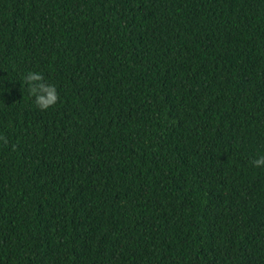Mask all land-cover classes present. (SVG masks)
<instances>
[{
  "label": "trees",
  "instance_id": "obj_1",
  "mask_svg": "<svg viewBox=\"0 0 264 264\" xmlns=\"http://www.w3.org/2000/svg\"><path fill=\"white\" fill-rule=\"evenodd\" d=\"M262 154L264 0H0V264H264Z\"/></svg>",
  "mask_w": 264,
  "mask_h": 264
},
{
  "label": "clouds",
  "instance_id": "obj_2",
  "mask_svg": "<svg viewBox=\"0 0 264 264\" xmlns=\"http://www.w3.org/2000/svg\"><path fill=\"white\" fill-rule=\"evenodd\" d=\"M25 82L30 88L31 94L36 97V104L42 110L54 106L58 101L57 89L54 85L44 83V76L40 72H29ZM256 168H264V154L253 161Z\"/></svg>",
  "mask_w": 264,
  "mask_h": 264
}]
</instances>
